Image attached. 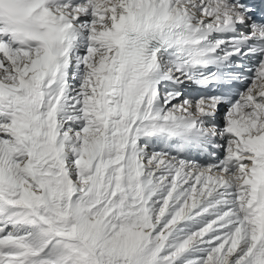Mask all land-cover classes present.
Returning <instances> with one entry per match:
<instances>
[{"label": "snow or ice", "instance_id": "1", "mask_svg": "<svg viewBox=\"0 0 264 264\" xmlns=\"http://www.w3.org/2000/svg\"><path fill=\"white\" fill-rule=\"evenodd\" d=\"M0 264H264V0H0Z\"/></svg>", "mask_w": 264, "mask_h": 264}]
</instances>
